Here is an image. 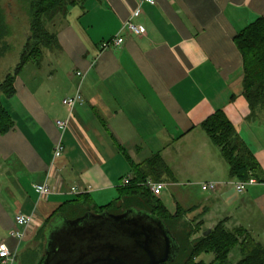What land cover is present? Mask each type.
<instances>
[{
	"label": "crops",
	"instance_id": "obj_1",
	"mask_svg": "<svg viewBox=\"0 0 264 264\" xmlns=\"http://www.w3.org/2000/svg\"><path fill=\"white\" fill-rule=\"evenodd\" d=\"M261 16L264 0H86L72 6L56 27L60 51L47 58L54 67L46 73L42 59L34 62L35 82L16 84L3 104L15 125L0 134V244L16 257L0 264H16L19 250L68 201L84 195L91 200L66 205L67 214L126 203L133 194L124 190V180L137 177L134 168L155 154L173 172L163 180L166 187L184 183L204 191L206 182L223 185L206 191L216 199L210 197L202 209L180 203L176 208H197L202 227L224 221L228 229L264 234V115L249 116L234 40ZM129 22L146 32H130ZM116 36L124 38L122 44L103 47ZM78 72L84 74L83 101L71 110L63 100L76 93ZM218 110L235 124L259 164L253 175L258 182L242 193L202 127ZM57 120L68 121L67 129ZM59 141L65 149L55 158ZM43 183L53 191L41 197L34 186ZM19 212L34 214V223L17 225ZM14 229L24 237L11 235Z\"/></svg>",
	"mask_w": 264,
	"mask_h": 264
},
{
	"label": "trees",
	"instance_id": "obj_2",
	"mask_svg": "<svg viewBox=\"0 0 264 264\" xmlns=\"http://www.w3.org/2000/svg\"><path fill=\"white\" fill-rule=\"evenodd\" d=\"M19 1L23 5H27L30 16V34L14 74H8L0 84V91L6 97H12L16 93V79L24 66L30 61L39 64L44 49L57 45V33L49 30L46 24L53 22L58 17L65 19L72 6L86 0ZM8 27L3 8L0 7V55L4 48L1 43L4 37L10 33ZM234 40L243 61V96L250 110L249 116H262L264 115V17H258L249 23L245 29L235 36ZM14 125L15 121L10 113L0 103V134L9 132ZM202 127L212 143L220 149L222 157L229 165L230 176L238 180H247L254 177L253 175L259 169L256 157L238 134L235 124L223 110H218L210 115L202 123ZM134 169L137 177L131 180V184L127 185L124 190H127L130 194L140 196L147 205L145 210L163 219L170 230L172 229L170 223H174L176 218L186 215V212L193 213L197 210L194 207L184 212L182 206L177 204L176 213L172 214L160 197H157L148 187L142 185L149 177L155 181L173 178L172 170L159 154L153 155L144 164H140ZM85 201L90 203L91 200L88 195L63 204L45 220L33 243L40 241L41 247L44 248V233L53 218L59 214H64L63 207L66 205H79ZM111 207L112 205L97 207L93 211L98 213ZM193 217V221L196 223L197 216ZM201 226L202 222H198L193 229L185 234L173 233L171 230L179 245V254L173 262L163 264H264V245L257 241L247 229L243 227L228 229L224 221H221L213 228H204L202 235L193 237L202 229ZM208 229H211V231L206 234ZM241 238L243 239L241 240ZM188 250L189 253L187 254ZM233 251H238L241 255L236 263L230 261V254ZM202 254H212L214 257L212 262L200 259ZM42 261L43 258L40 264Z\"/></svg>",
	"mask_w": 264,
	"mask_h": 264
},
{
	"label": "water",
	"instance_id": "obj_3",
	"mask_svg": "<svg viewBox=\"0 0 264 264\" xmlns=\"http://www.w3.org/2000/svg\"><path fill=\"white\" fill-rule=\"evenodd\" d=\"M47 229L41 264H163L179 254L166 222L142 209L88 211L74 219L59 214Z\"/></svg>",
	"mask_w": 264,
	"mask_h": 264
},
{
	"label": "rangeland",
	"instance_id": "obj_4",
	"mask_svg": "<svg viewBox=\"0 0 264 264\" xmlns=\"http://www.w3.org/2000/svg\"><path fill=\"white\" fill-rule=\"evenodd\" d=\"M0 7L3 8V13L6 17V23L9 26L10 33L4 37L1 46H3L2 54L0 55V84L5 79V77L8 74H11L15 72V68L17 67L18 63L21 60V55L24 51V46L27 41V38L30 34V16L28 13L27 5H23L19 0H0ZM63 19L62 17L56 18L53 22H48L47 28L53 32L57 33V26L59 25V22ZM57 45H53L52 48L44 49V55L42 58V65L45 70L44 72H48V69H52L54 67L53 64L49 65L47 59L51 51L53 53L59 52L60 49ZM39 70L37 69L34 61H30L26 64L23 71L18 75L16 79L15 85H19L21 81L25 83H34L36 80V75L38 74ZM50 72V71H49ZM45 79L48 78V75L46 74L44 76ZM60 78L56 80V83H59ZM6 102V96L0 91V103L3 105ZM0 160H4L0 156ZM3 165V163H2ZM1 165V166H2ZM4 169H0V182L3 184V178H4ZM221 185L220 187H222ZM230 187H233L232 185H229ZM219 187V188H220ZM129 196L130 198L127 199L126 203H116L114 206L109 208L107 211H109L111 214H120L126 209L130 208H136V209H142L145 210L147 205L145 204L144 200L140 196ZM216 199L215 196H213L211 193H206V191H202L198 186H185L183 185H176V186H167L161 195V199L165 202L166 206L170 211L176 210V203H180L184 207H189L191 205H199L201 206L200 209H202L204 206L210 205L208 202L209 198ZM199 209V210H200ZM89 211H93V208ZM68 214L64 211L63 213L69 218L74 219L76 217L83 216L86 212H84L83 209L79 208L74 213L73 211L67 210ZM186 215H183L179 218H176L174 223H170V226L172 227L173 233H181L185 234L189 232L196 223L193 221V216L198 213V211H195L191 213V216H188L189 212H186ZM79 215V216H77ZM202 227V226H201ZM206 227H202L200 231L197 232L196 235L193 237H198L202 235L203 229ZM49 229V228H48ZM48 229L46 228L44 233V242L43 246H45V243L47 242V239L49 237L48 235ZM252 234V233H251ZM253 237L261 242L264 245V234H257L256 236L252 234ZM243 238H241L242 240ZM41 248V250H39ZM43 250L44 248L41 247V242L38 241L37 243H28L25 244L17 253V260L16 264H40L42 258H43ZM189 253V250L187 254ZM241 255L238 251H233L230 254V261L233 263H236L240 259ZM212 254H202L200 256V259L205 260L206 262H212L213 260Z\"/></svg>",
	"mask_w": 264,
	"mask_h": 264
},
{
	"label": "built area",
	"instance_id": "obj_5",
	"mask_svg": "<svg viewBox=\"0 0 264 264\" xmlns=\"http://www.w3.org/2000/svg\"><path fill=\"white\" fill-rule=\"evenodd\" d=\"M157 0H141L142 3H149V4H155ZM128 30L130 32H133L135 34H144L146 32L145 28L143 26L135 25L133 22H129L127 26ZM124 41V38L122 36H116L110 40H107L104 42L103 47L107 48L110 45H120ZM78 75L81 77V82L78 86V89L76 93L73 96L67 97L63 100V103L69 107L71 110L75 107V105L81 101H83V96L81 92V84L82 80L84 78V74L82 72H78ZM59 128L62 130H66L68 127V121L65 120H57L56 121ZM64 144L62 141H59L56 143L55 146V152L54 156L55 158L60 157L64 152ZM258 180L255 177H250L247 180H238L234 184L236 186V189L238 192L242 193L244 192L249 185L256 184ZM131 184V179L127 178L124 180V185L127 186ZM142 185L148 187L150 191L156 195L157 197H160L163 190L166 188V183L163 181H155L153 179H147L146 182L142 183ZM220 183L216 182H206L201 185V188L204 191H216L220 187ZM36 193L43 197L47 196L52 193L53 189L47 184H36L35 186ZM35 221L34 214H26L23 212H19L15 217V222L19 226L28 227L29 225L33 224ZM11 235L18 237L19 239H22L24 237V234L18 231V229H14L11 231ZM16 254L12 253L8 246L4 243L0 244V260L1 262H6L9 258H15Z\"/></svg>",
	"mask_w": 264,
	"mask_h": 264
}]
</instances>
